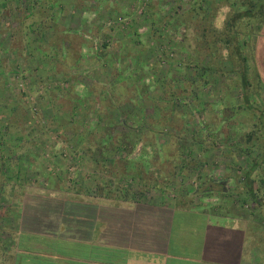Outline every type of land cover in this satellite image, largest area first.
<instances>
[{
  "label": "rangeland",
  "instance_id": "1",
  "mask_svg": "<svg viewBox=\"0 0 264 264\" xmlns=\"http://www.w3.org/2000/svg\"><path fill=\"white\" fill-rule=\"evenodd\" d=\"M259 2L0 0V257L39 186H83L245 214L251 264H264V207L244 187L264 158L246 101ZM221 232L220 246L238 243Z\"/></svg>",
  "mask_w": 264,
  "mask_h": 264
},
{
  "label": "crops",
  "instance_id": "2",
  "mask_svg": "<svg viewBox=\"0 0 264 264\" xmlns=\"http://www.w3.org/2000/svg\"><path fill=\"white\" fill-rule=\"evenodd\" d=\"M256 36L249 92L257 114L262 110L264 116V20ZM82 187L73 192L61 189L63 197L61 193L56 196L54 187L45 190L39 186L42 198L34 195L28 202L30 207L18 217L16 247L10 258L0 257L1 264L253 263V248L246 243L250 219L245 214L163 200L118 201L105 193H88ZM48 201L51 211L40 213L46 209L38 205ZM54 204L63 208H54ZM71 206L74 211L69 210ZM28 215L33 223L29 228ZM224 219L229 220L227 228L238 240L232 247L219 245L221 231L227 229L222 226Z\"/></svg>",
  "mask_w": 264,
  "mask_h": 264
},
{
  "label": "trees",
  "instance_id": "3",
  "mask_svg": "<svg viewBox=\"0 0 264 264\" xmlns=\"http://www.w3.org/2000/svg\"><path fill=\"white\" fill-rule=\"evenodd\" d=\"M259 1L260 2L258 5L257 4L256 5L253 4V5L254 7H256L257 10L259 9L260 14H264L263 0H259ZM254 7L246 10L247 16H251L254 14L255 12ZM233 25L235 24H229L228 26L229 28H233L234 27ZM243 80H244L243 82L244 86L246 87L249 84V82L245 77ZM246 101H247V109L250 111L251 116L253 115V118L256 119L253 122L255 124V127L257 128V129H254L253 132H250V138L257 136L256 138L260 139L259 133H262L261 135H264V116H262L263 111L260 110L259 114H257L258 111H257V108L254 107V103H252L247 97H246ZM262 164H264V158L261 160V162H258L257 160L250 161V168L247 170L244 187H245V191L247 192V195L249 196L250 200L257 203L259 206L264 207V174H263V171L261 172L262 173L261 176H259V178L257 179L258 180L257 187H255L256 179L255 177H253V173L260 166H262Z\"/></svg>",
  "mask_w": 264,
  "mask_h": 264
}]
</instances>
